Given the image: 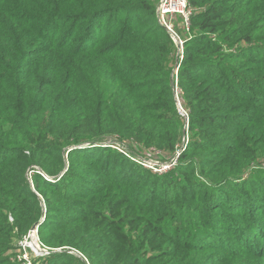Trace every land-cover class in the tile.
Segmentation results:
<instances>
[{"label":"trees","instance_id":"trees-1","mask_svg":"<svg viewBox=\"0 0 264 264\" xmlns=\"http://www.w3.org/2000/svg\"><path fill=\"white\" fill-rule=\"evenodd\" d=\"M157 1L0 0V264H264V0Z\"/></svg>","mask_w":264,"mask_h":264},{"label":"built area","instance_id":"built-area-1","mask_svg":"<svg viewBox=\"0 0 264 264\" xmlns=\"http://www.w3.org/2000/svg\"><path fill=\"white\" fill-rule=\"evenodd\" d=\"M191 9L188 6L187 0H160L159 4L156 7V15L158 17L159 23L166 27L168 30L173 32L170 23H168V19L172 18L174 15H179L183 18L184 24L187 25L188 18L191 15ZM177 38L176 49H178V55L182 54V42L178 38L175 32H173ZM112 145V144H111ZM115 149H118L128 158L137 161L139 164L144 166V164L137 160L134 156L132 157L130 154L125 153L121 150L118 144ZM179 154V153H178ZM177 154V155H178ZM176 158L173 159L172 162L168 163L165 167L157 170L158 172L166 171L168 168L175 164ZM9 221L12 223V219L9 218ZM17 250L19 251L16 254L15 259L17 260L18 264H35V259L44 258L49 256L50 250H48L43 243L39 241L38 238V228H32L31 231L28 232L27 235L22 237L17 242Z\"/></svg>","mask_w":264,"mask_h":264},{"label":"rangeland","instance_id":"rangeland-1","mask_svg":"<svg viewBox=\"0 0 264 264\" xmlns=\"http://www.w3.org/2000/svg\"><path fill=\"white\" fill-rule=\"evenodd\" d=\"M159 2H160V0H158L157 1V4H156V7H157V5L159 4ZM175 16V15H174ZM172 17V18H169L168 19V23H170V25L172 26V23H173V21H174V24H177L176 25V32L178 33V35L179 36H181L182 35V30H181V28H182V25H179L178 24V21L179 20H175V17ZM176 16H178V15H176ZM177 35V34H176ZM177 44V43H176ZM177 55H178V53H177ZM178 58V57H177ZM173 73L174 74H176L177 72L175 71V68H174V70H173ZM111 144H118V143H116L115 141H109V142H103V143H101V145L102 146H106V147H108V146H110ZM120 144H122V145H120ZM120 144H118L121 148V150H123L125 153H127V154H130L132 157L134 156L135 158H137V160H139V161H141L143 164H144V168H146V169H148V170H150V171H152V172H154V173H158V174H161V173H163V172H166V171H168V170H166V171H162L161 173L160 172H158L157 170H159V169H161V168H163V167H165L166 165H168V163H170V162H172L173 161V159H170V160H168V161H162L159 157H157L156 155H150V156H143V155H139V153H137V152H135L134 150H132L127 144H123V143H120ZM124 145V146H123ZM128 158V157H127ZM67 164V163H66ZM263 168H264V165H263ZM29 180L31 181V179H30V177H29ZM31 183H32V181H31ZM32 188H33V185H32ZM259 192H261L260 190H259ZM262 193V192H261ZM22 238V237H21ZM21 238H18V239H15L14 240V244L17 246V242L21 239ZM44 245V244H43ZM46 247V246H45ZM47 248V247H46ZM48 249V248H47ZM48 250H50L51 252H50V254H52V252H53V254H59V253H62V252H70V253H74L75 254V256L77 257V258H79V259H81V260H83V262H86V260L81 256V254L78 252V250L76 251V249L74 250V248L73 249H70V248H68V247H66V248H64V249H48ZM19 253V251L17 250V252L15 253V255L16 254H18ZM73 254V255H74ZM15 258V256L13 257V259H11V261H13V263H17L18 264V262H17V260L16 259H14ZM35 264H38L37 262L35 263ZM86 264H87V262H86Z\"/></svg>","mask_w":264,"mask_h":264},{"label":"water","instance_id":"water-1","mask_svg":"<svg viewBox=\"0 0 264 264\" xmlns=\"http://www.w3.org/2000/svg\"><path fill=\"white\" fill-rule=\"evenodd\" d=\"M160 24V23H159ZM161 25V24H160ZM162 26V25H161ZM163 28H164V30H166V32H168L169 33V35L172 37V39L174 40V42H176L177 43V38H176V36H175V34L173 33V32H171L170 30H168L166 27H164V26H162ZM175 71L177 72V68L175 69ZM175 100L177 101V97H175ZM177 104H178V106L180 105L179 104V101H177ZM85 145H88V144H85ZM38 173H40L43 177H44V173H42L41 172V170H39L38 169V171H37ZM28 183H29V187L32 189V183H31V181L29 180L28 181ZM43 218H44V216H43ZM39 223H35L34 225V228H38V225ZM53 253V252H52ZM62 253H64V252H62ZM72 254H74V253H72ZM74 256H75V254H74Z\"/></svg>","mask_w":264,"mask_h":264}]
</instances>
